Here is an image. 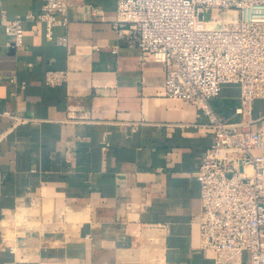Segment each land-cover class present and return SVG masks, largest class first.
<instances>
[{
    "label": "crops",
    "instance_id": "crops-1",
    "mask_svg": "<svg viewBox=\"0 0 264 264\" xmlns=\"http://www.w3.org/2000/svg\"><path fill=\"white\" fill-rule=\"evenodd\" d=\"M43 3L0 0V264H222L198 225L208 118L167 97L163 66L119 39L116 0H68L53 29L65 46L29 21L12 47L2 14ZM53 71L63 80L48 85ZM210 106L242 119L236 86ZM248 120L264 132V97Z\"/></svg>",
    "mask_w": 264,
    "mask_h": 264
},
{
    "label": "built area",
    "instance_id": "built-area-1",
    "mask_svg": "<svg viewBox=\"0 0 264 264\" xmlns=\"http://www.w3.org/2000/svg\"><path fill=\"white\" fill-rule=\"evenodd\" d=\"M67 8L68 0H44L37 15L2 14L5 35L20 47L23 24L37 21L48 41L65 46L53 29L66 25ZM116 14L119 39L163 66L164 94L194 105L213 130L195 173L201 248L218 263L241 264L247 254L250 264H264V132L245 128L264 97V0H116ZM62 80L55 71L45 78ZM225 85L239 90V122L210 106Z\"/></svg>",
    "mask_w": 264,
    "mask_h": 264
},
{
    "label": "rangeland",
    "instance_id": "rangeland-1",
    "mask_svg": "<svg viewBox=\"0 0 264 264\" xmlns=\"http://www.w3.org/2000/svg\"><path fill=\"white\" fill-rule=\"evenodd\" d=\"M204 17H205V19H208L209 18V14H205Z\"/></svg>",
    "mask_w": 264,
    "mask_h": 264
}]
</instances>
